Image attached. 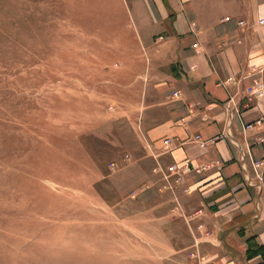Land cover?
I'll use <instances>...</instances> for the list:
<instances>
[{
  "label": "rangeland",
  "instance_id": "1",
  "mask_svg": "<svg viewBox=\"0 0 264 264\" xmlns=\"http://www.w3.org/2000/svg\"><path fill=\"white\" fill-rule=\"evenodd\" d=\"M151 3L0 0V264H205L117 112Z\"/></svg>",
  "mask_w": 264,
  "mask_h": 264
},
{
  "label": "crops",
  "instance_id": "2",
  "mask_svg": "<svg viewBox=\"0 0 264 264\" xmlns=\"http://www.w3.org/2000/svg\"><path fill=\"white\" fill-rule=\"evenodd\" d=\"M151 5L116 99L143 152L146 184L170 187L172 211L190 221L205 264H262L264 167L260 190L244 174L255 181L252 161L264 160V0ZM170 164L178 183L165 174Z\"/></svg>",
  "mask_w": 264,
  "mask_h": 264
},
{
  "label": "built area",
  "instance_id": "3",
  "mask_svg": "<svg viewBox=\"0 0 264 264\" xmlns=\"http://www.w3.org/2000/svg\"><path fill=\"white\" fill-rule=\"evenodd\" d=\"M239 23L241 24L242 22L240 21ZM257 89H258L257 93L259 95L263 94L264 82L258 84ZM174 94L177 95L178 92H175ZM247 127H249V125H247ZM170 141H171L170 139L164 140L165 145H169ZM243 157H244V154H243ZM263 167H264V160L260 159V160H253L252 161V168L254 171L253 177L255 178V181H252V178L250 177V175L248 173H246V171H245L244 178H245V182L247 185L255 186L259 190L262 188L261 178L263 176H262L261 170ZM165 174H166V176H171L172 181L174 183H178L181 179V174H180V172H178L177 167L174 164H170L169 166H167ZM262 264H264V262Z\"/></svg>",
  "mask_w": 264,
  "mask_h": 264
}]
</instances>
